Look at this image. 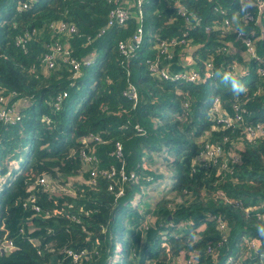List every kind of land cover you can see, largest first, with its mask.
Masks as SVG:
<instances>
[{
  "label": "trees",
  "instance_id": "obj_1",
  "mask_svg": "<svg viewBox=\"0 0 264 264\" xmlns=\"http://www.w3.org/2000/svg\"><path fill=\"white\" fill-rule=\"evenodd\" d=\"M238 1L182 0L201 20L192 35L202 47L180 65L181 47L172 49L171 60L158 49L186 31L176 0L145 1L143 40L129 55L119 45L133 43L140 11L125 0H0L1 94L12 103H29L16 125H0V264H111L119 245L118 264H187L192 255L195 264H227L232 257L239 263L252 239L259 251L244 264H261L264 137L249 143L233 128L216 130L210 116L219 97L229 114L239 101L250 122L264 121L259 63L242 56L236 38V32L256 30L264 57V29L236 16ZM25 3L29 8L19 12ZM116 7L130 13L124 26H109ZM224 19L235 31L214 28ZM56 25L76 32H59ZM26 31L36 35L22 48L16 40ZM57 42L80 62L78 72L60 57L51 69L42 64ZM228 43L235 48L227 54L222 49ZM157 60L172 72L198 69L201 80L165 81L150 71ZM235 65L251 68L237 78L246 89L239 95L222 81ZM130 86L137 101L126 96ZM225 140L217 162L203 159L207 143ZM163 152L172 195L155 207L144 203L140 213L132 207L135 196H144L142 187L158 179L151 167ZM238 156L240 162H233ZM89 157L95 160L86 165ZM11 161L19 166L9 169ZM122 169L135 174L133 183H121ZM113 170L114 179L102 174ZM93 171L95 184H87ZM45 177L77 180L74 195L46 189L40 183ZM122 187L125 194L117 199ZM211 216L217 219L208 221Z\"/></svg>",
  "mask_w": 264,
  "mask_h": 264
},
{
  "label": "built area",
  "instance_id": "obj_2",
  "mask_svg": "<svg viewBox=\"0 0 264 264\" xmlns=\"http://www.w3.org/2000/svg\"><path fill=\"white\" fill-rule=\"evenodd\" d=\"M127 1V0H125ZM146 0H128L127 3L129 5H133L134 7H137L139 12V20L140 24L137 29V34L133 39V43H130V45H127L126 43H120L119 48L122 54L129 55L132 53L133 44L139 45L144 36V29H143V16H142V8ZM177 7L179 9L180 16L184 19L185 25H186V31L183 32V34L175 39H172L169 41V43H161V46L158 47L160 54H164L166 56L167 60H171L173 58L172 55V49L181 47L183 48H191L197 46V42L195 41L194 36L192 35L193 30L201 24V20L196 16V14L189 11L182 3V0H176ZM239 8L236 12V16L239 17L241 21H243L245 24H253V25H262L264 27V0H239L238 1ZM29 8V4L25 3L19 8V12L22 10H26ZM255 9V10H254ZM216 12L225 15V11L222 8H216ZM129 11L122 7H116L110 12V22L109 26L114 25H120L124 26L128 20L129 17ZM56 29H58L59 32L68 31L69 33H75L76 28L74 26L68 27L65 25H56ZM215 29L221 30L225 29L229 32H233V26L230 25V21L227 19H224L223 23L221 25H216L214 27ZM36 35V31H26L22 35L18 36L16 42L17 45L22 46V48H25L26 44L30 42L33 39V36ZM236 38L238 41L241 42V52L245 54L246 59L248 61H255L259 63L257 74L260 79H264V57L260 56L257 50V42L260 40V37L257 33V31L252 32H236ZM234 43H228L225 47H223V51L226 53H230V51H234ZM60 57L66 62H70V64L73 65L76 72H78L81 68L80 62H78L76 59L72 58V52L71 50L57 42L52 47V52L47 54L42 64L48 68L51 69L55 66L56 58ZM180 64V63H179ZM182 65V64H180ZM185 66V65H184ZM209 68L212 67L211 64L208 65ZM189 68V67H188ZM150 71L154 76L161 77L165 81H171V82H178V81H185V82H192L196 83L201 80V75L199 73L198 69L195 68H189L185 69L184 71H178V72H172L171 68L169 67H162L160 64V61H153L150 63ZM251 68L249 67H243L240 65H235L231 71H228V73H231L236 78H242L246 77L250 74ZM2 87L0 86V125H10L14 126L16 125L17 121L21 119V111L24 106L28 105V100L23 99L18 102L12 103L11 99L6 98L3 96L2 93ZM126 96H128L131 99H134L137 101L138 94L135 89V87L130 86L129 91L126 93ZM13 99V98H12ZM223 101L219 97H215L211 102V112L210 116L214 121H217L216 130H222L225 131L227 129L233 128L237 131H239L242 135V137L249 143H257L261 138L264 137V121L257 122L256 124H253L247 119L248 112L244 108V104L237 101L233 105L234 115L229 114L224 108H223ZM60 103L56 104V106H59ZM211 134L208 133L206 135V140H210ZM90 140H84V143L89 142ZM227 144V140H225L222 143H216L212 144L211 142L207 143L206 149L203 152L202 155L203 159H207L209 161L217 162L218 158L225 153L223 150L224 145ZM228 153H232L229 151ZM116 155L118 157H122V148L118 144L117 147V153ZM85 157V153L83 154ZM92 160H95V157H89L85 160L86 165L91 163ZM233 162H240V156L234 157ZM224 170L227 172L232 173V171L228 170L227 166H224ZM103 175L107 176L109 179H114L117 176V173L115 170L112 172H102ZM97 176V172L93 171L91 174V178L87 184H95V178ZM121 177V183L123 185H128L130 182H134L136 176L134 173H131L129 176L126 174V171L122 169L120 173ZM83 177L79 178V180H82ZM40 183L42 185H45L46 189H49L51 191H55L54 188H52L53 183H59V180H55L49 177H45L41 179ZM67 187H70L73 192L69 193L68 191H65V189H62V191L67 195H74V185L68 184ZM111 189L113 190L114 187L111 186ZM73 193V194H72ZM125 194V189L122 187L119 192L116 194L117 199L123 197ZM240 206V203L237 205ZM36 211L39 212V209L36 208ZM264 218V216H263ZM216 216H211L208 221H214L216 220ZM220 221V220H219ZM221 229L226 230V225L223 224L220 221ZM248 246H250L251 249H254L258 251V243L256 240H248L247 242ZM258 253V252H257ZM71 255L74 256L75 260H78V255L73 254L70 252ZM117 256H113L111 258V261L115 264L116 263ZM264 258V256H263ZM195 255H192L189 260L187 261V264H195ZM229 260H232V258H229ZM228 260V261H229ZM228 264H232V261L228 262ZM262 261V259H261ZM263 264V263H261Z\"/></svg>",
  "mask_w": 264,
  "mask_h": 264
},
{
  "label": "rangeland",
  "instance_id": "obj_3",
  "mask_svg": "<svg viewBox=\"0 0 264 264\" xmlns=\"http://www.w3.org/2000/svg\"><path fill=\"white\" fill-rule=\"evenodd\" d=\"M208 31H210L209 28H207V32ZM201 47H202V45L200 43H197V46H195V47L184 48V49H188L190 51L189 53H187L185 55L184 59H188L190 57H193L194 54H196V56H197L196 51H199V49ZM179 63L182 64L183 61L181 60ZM206 135H208V132H206L204 135L205 140H206ZM202 140H203V138H202ZM26 150H27V148L24 151H26ZM164 155H165V152L157 153L154 155L155 163L151 167V170L155 175H158V179H156V181L150 187H142V191L144 193L147 192L144 196H142V194H138L137 196H135V200L133 202L132 207L135 209L136 206H138L140 213H143L145 211L146 206L144 205V203L151 205V207H155L156 203L159 202L165 195H170V196L172 195L171 191H170L171 190L170 187H171V185H173V182L171 183V180H170L171 172L166 167L165 161L163 160ZM19 163L20 162H18V161H11L9 164V169L15 168V166L16 167L19 166ZM85 171H87V170H85ZM78 177L81 178V175ZM148 177H152V176H148ZM55 180L56 179H54V181ZM76 183H77V180H75V179H73V180L70 179V180H67L66 182H64V179L60 178L59 183H53L52 188H54L56 191H62V189H65V191H68L69 193H71V192H73V190L70 187H67V185L71 184L72 186L73 185L75 186ZM141 201H143V202H141ZM144 206H145V208H144ZM203 228H204V226L201 227V229H203ZM247 239H248L247 237L244 238V240H247ZM121 249H122L121 245H119L115 250L114 255L117 256V258H116L117 262L115 264H118ZM258 251L251 249L250 246H247V250H245V251L242 250V252H243L242 253V259L240 260L239 263L236 261L235 257H232V260H229L228 262L232 261V264H244L243 260H245L248 257H250V259H255V256H253V253L255 254ZM261 263L264 264V258H262Z\"/></svg>",
  "mask_w": 264,
  "mask_h": 264
},
{
  "label": "clouds",
  "instance_id": "obj_4",
  "mask_svg": "<svg viewBox=\"0 0 264 264\" xmlns=\"http://www.w3.org/2000/svg\"><path fill=\"white\" fill-rule=\"evenodd\" d=\"M222 81L224 83H230L231 89L236 95H239L241 92L246 91L244 86L231 73H228V72L224 73L222 76ZM258 230H259L260 235L264 236V227H260Z\"/></svg>",
  "mask_w": 264,
  "mask_h": 264
},
{
  "label": "crops",
  "instance_id": "obj_5",
  "mask_svg": "<svg viewBox=\"0 0 264 264\" xmlns=\"http://www.w3.org/2000/svg\"><path fill=\"white\" fill-rule=\"evenodd\" d=\"M126 2H128V0H127ZM128 4H129V3H128ZM259 26H260V28L264 29V27H263L261 24H260ZM189 52H190V51H189L188 49H184V48H183V50H181V52H179L180 61L182 60V61L185 63V61L192 60V57H190V58H188V59H184V58H185V55H186L187 53H189ZM241 54H242V56L246 59L245 54H244V53H241Z\"/></svg>",
  "mask_w": 264,
  "mask_h": 264
},
{
  "label": "water",
  "instance_id": "obj_6",
  "mask_svg": "<svg viewBox=\"0 0 264 264\" xmlns=\"http://www.w3.org/2000/svg\"><path fill=\"white\" fill-rule=\"evenodd\" d=\"M136 45H135V43L133 44V47H135Z\"/></svg>",
  "mask_w": 264,
  "mask_h": 264
}]
</instances>
